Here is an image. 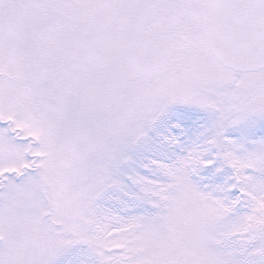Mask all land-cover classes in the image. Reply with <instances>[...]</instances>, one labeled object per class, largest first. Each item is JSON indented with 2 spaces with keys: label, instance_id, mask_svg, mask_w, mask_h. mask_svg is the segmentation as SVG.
Returning <instances> with one entry per match:
<instances>
[{
  "label": "snow or ice",
  "instance_id": "snow-or-ice-1",
  "mask_svg": "<svg viewBox=\"0 0 264 264\" xmlns=\"http://www.w3.org/2000/svg\"><path fill=\"white\" fill-rule=\"evenodd\" d=\"M0 264H264V0H0Z\"/></svg>",
  "mask_w": 264,
  "mask_h": 264
}]
</instances>
